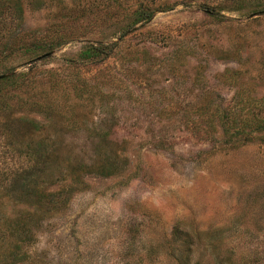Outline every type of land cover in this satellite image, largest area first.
<instances>
[{"label":"rangeland","instance_id":"rangeland-1","mask_svg":"<svg viewBox=\"0 0 264 264\" xmlns=\"http://www.w3.org/2000/svg\"><path fill=\"white\" fill-rule=\"evenodd\" d=\"M58 1L24 6V28L101 0ZM117 2L3 66L35 78L17 94L48 113L9 102L0 264H264V142L228 138L216 117L238 92L237 112L264 122V0ZM139 9L151 18L121 37ZM98 41L117 45L82 59Z\"/></svg>","mask_w":264,"mask_h":264},{"label":"trees","instance_id":"trees-1","mask_svg":"<svg viewBox=\"0 0 264 264\" xmlns=\"http://www.w3.org/2000/svg\"><path fill=\"white\" fill-rule=\"evenodd\" d=\"M52 1L54 0H0V68L2 69L0 70V134L3 136V140L9 141L10 144L13 141L10 138L9 140L7 139L8 133H10V136L11 134H14V131L16 132V126L19 128L17 124H19V120H21L19 118H11L12 107L9 104L11 100H15V98L18 100V108L25 106L27 109L37 112L46 111V113H48V111L41 102L33 97L27 96L28 100L17 94L18 91L26 92V90H30L33 87L35 78L30 77L29 72H16L12 67H3L5 62L13 56H22L31 62L35 58H38L39 55L42 54V56H45L51 50L61 47L67 42V38L63 32L64 25L70 21L77 20L78 18H87L89 15H94L95 11H100V9L104 10L106 4L101 0L88 3V6L76 5V9L79 13H75L74 17H72L73 13H70L71 11L68 10L69 8H67V10H65L66 8H62L60 10H63L66 13L59 16H52L49 25H46L43 29L38 27H35L34 29L31 27L24 28V6L25 8L26 5H29L27 6L29 8L35 5L43 6L45 3ZM108 1L118 3L117 7L121 9L120 3L117 2V0ZM62 3V0H59L55 6H62ZM107 6L108 4L106 5V8ZM133 16L134 18L122 28L120 34L121 37H124L130 30H132L136 23L149 20L152 16V12L145 9H139L133 13ZM116 45V42L102 43L101 41H98L88 43L83 49H81L79 55L82 59H87L89 61H102L113 53ZM238 96L239 93L235 92V107L230 109L229 113L226 108L218 114L219 116H216L217 119L218 117L221 119L219 122L222 124L221 129L223 135L230 139L237 140H250L252 137H259L262 139L261 141L264 142L263 118L260 119L257 117V112H250L251 110H249L248 114H242L240 109L237 112L236 106L239 101ZM203 115L204 112L201 111L200 119L201 121H206V117ZM27 122L32 129L36 128V123L33 121ZM206 125L207 126L204 128L205 130H203V132H206L209 137L212 134L214 126L208 123H206ZM253 132H259L261 135L257 136L256 134H252ZM35 167L37 166L34 164L29 165L26 167V170L29 172ZM12 177L13 175H11L10 179ZM175 233L177 235L180 234V232H176V230ZM181 261V264H188L185 263V255L182 256ZM218 264L222 263L219 261Z\"/></svg>","mask_w":264,"mask_h":264}]
</instances>
